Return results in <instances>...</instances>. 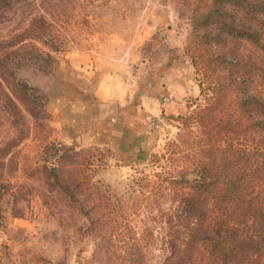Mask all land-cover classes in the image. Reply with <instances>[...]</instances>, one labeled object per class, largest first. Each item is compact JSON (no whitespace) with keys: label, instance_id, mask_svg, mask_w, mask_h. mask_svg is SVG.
I'll list each match as a JSON object with an SVG mask.
<instances>
[{"label":"rangeland","instance_id":"1","mask_svg":"<svg viewBox=\"0 0 264 264\" xmlns=\"http://www.w3.org/2000/svg\"><path fill=\"white\" fill-rule=\"evenodd\" d=\"M192 1L28 0L0 22V38L33 15L49 24L48 44L32 37L14 47L18 55L0 53V264H171L181 235L170 181L182 173L194 177L190 142L199 133L180 116L204 105V91L211 95L209 71L191 59ZM33 48L55 60L41 61L38 71L23 58ZM173 48L188 60L184 108L150 118L153 138L140 156L120 160L108 147L64 137L52 124L43 101L53 78L65 73L58 65L67 55L123 58L129 74L143 75ZM211 52L246 62L248 73L244 81L236 73V82L264 98L263 49L229 38ZM216 68L214 74L228 76Z\"/></svg>","mask_w":264,"mask_h":264},{"label":"trees","instance_id":"2","mask_svg":"<svg viewBox=\"0 0 264 264\" xmlns=\"http://www.w3.org/2000/svg\"><path fill=\"white\" fill-rule=\"evenodd\" d=\"M27 4L28 0H0V22L8 20L14 8ZM191 4L197 40L191 59L194 67L209 71V76L205 73L211 95L204 91V105L180 116L186 126L196 123L199 133L190 142L194 177L182 173L170 181L178 196L181 235L171 264H260L264 259V98L243 86L249 70L246 62L211 50L223 47L229 38L244 39L264 50V0H193ZM48 30L42 17L30 16L23 27L0 38V53L16 56L14 47L32 37L48 44ZM51 49L59 50L53 44ZM23 58L37 65L38 71L41 61L55 60L41 48H33ZM218 66L228 76L214 74ZM236 73L242 82H236ZM43 102L44 107L46 98ZM89 222L100 225L91 218Z\"/></svg>","mask_w":264,"mask_h":264},{"label":"crops","instance_id":"3","mask_svg":"<svg viewBox=\"0 0 264 264\" xmlns=\"http://www.w3.org/2000/svg\"><path fill=\"white\" fill-rule=\"evenodd\" d=\"M65 60L58 65L65 73L47 89L44 108L52 124L64 137L106 146L120 160L140 156L149 146L150 118L184 108L188 60L180 48L168 50L143 75L129 74L128 61L118 57L93 61L71 53Z\"/></svg>","mask_w":264,"mask_h":264}]
</instances>
